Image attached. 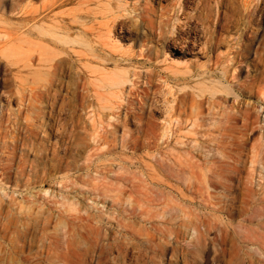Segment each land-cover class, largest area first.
I'll return each instance as SVG.
<instances>
[{
  "label": "rangeland",
  "instance_id": "rangeland-1",
  "mask_svg": "<svg viewBox=\"0 0 264 264\" xmlns=\"http://www.w3.org/2000/svg\"><path fill=\"white\" fill-rule=\"evenodd\" d=\"M216 2L0 0L8 264H264V0Z\"/></svg>",
  "mask_w": 264,
  "mask_h": 264
},
{
  "label": "bare ground",
  "instance_id": "bare-ground-1",
  "mask_svg": "<svg viewBox=\"0 0 264 264\" xmlns=\"http://www.w3.org/2000/svg\"><path fill=\"white\" fill-rule=\"evenodd\" d=\"M120 1H125V0H120ZM261 1V0H260ZM241 2V1H240ZM243 2H244V13L245 14H247V16L248 17H253L254 15H257L256 14V12H257V9H258V7H259V0H243ZM253 2H257V4L258 5H253L254 3ZM222 4V0H217V2H216V6H217V9H218V13L217 14H219V10H220V5ZM242 4V3H241ZM242 6V7H243ZM262 8H264V7H262ZM259 10V9H258ZM261 11V10H260ZM222 12V11H221ZM220 12V13H221ZM221 15L222 14H220V17L219 18H221ZM259 15H260V13H259ZM258 15V16H259ZM261 17L263 18L264 17V11L262 12V15H261ZM264 19V18H263ZM260 20V19H259ZM221 21V20H220ZM262 21V20H261ZM222 23V22H221ZM214 25V27L216 28L217 27V25H220L219 24V20H216V23H214L213 24ZM222 26V25H221ZM218 28V27H217ZM253 31V30H252ZM53 34V33H57L56 31H50L49 30V34ZM59 40H61V42L63 43V44H69V45H79V46H81V47H85V48H87V49H89L88 51L90 52V53H92L93 52V47L90 45V43H89V40H83V39H75V40H73V39H69V37H66V36H63V37H61V38H59ZM261 46V45H260ZM261 48V47H260ZM242 50H244V48L242 49ZM245 52H246V49H245ZM239 57H240V54H239ZM232 63V62H231ZM234 63V62H233ZM99 88L100 89H105V90H109L110 92H112V94L113 95H117L118 93H122V88L125 86V84H127L128 82H133L132 80H130V77L127 75V73H122V72H116L115 74H112V75H108V76H105V78H102V79H99ZM98 85V84H97ZM226 90H227V88H226ZM226 90H220L221 92H227ZM123 91H124V88H123ZM197 106V105H196ZM182 109V108H181ZM180 109V110H181ZM198 109V108H197ZM200 109V108H199ZM198 109V110H199ZM183 111V110H182ZM197 111V110H196ZM246 198V197H245ZM250 200H251V197H250ZM250 202V201H249ZM244 203V202H243ZM251 203V202H250ZM245 204V203H244ZM246 205V204H245ZM251 206V205H250ZM2 221V220H1ZM3 222V221H2ZM21 226H22V228H21V231H18V228L16 229L18 232H17V235H16V233H15V239L14 240H12L11 238H9V240H8V235H7V237H6V235H5V232H7V231H5V230H2L1 231V228H3V225L1 226V228H0V264H8L6 261H5V259H6V257H4V254L3 253H7V252H9V251H13L14 252V249L15 250H18L19 252L21 251L22 253H24V250H25V248H26V244H27V228H26V225H25V222H22L21 223ZM5 227L7 228V227H9V226H6L5 225ZM4 227V229H6ZM9 228H11V227H9ZM7 230H9L8 228H7ZM16 232V231H15ZM12 233V231L10 232V233H8V234H11ZM248 238V237H247ZM13 241V243H14V245H12L11 244V246H12V248L9 250V251H6V248H5V246H4V244L6 243V241H9V243L11 242L12 243V241ZM259 240V239H258ZM263 240V239H262ZM253 241V240H252ZM261 241V240H260ZM245 242V241H244ZM264 242V241H263ZM262 244V243H261ZM252 245V244H251ZM254 245V244H253ZM252 245V246H253ZM263 245V244H262ZM14 246V247H13ZM47 246H48V241H47ZM243 246V245H242ZM249 246H250V244H249ZM259 246H260V244H259ZM261 247V246H260ZM264 247V246H263ZM262 247V248H263ZM47 248V247H46ZM226 248V247H225ZM224 248V249H225ZM246 248H249V247H246ZM259 248V247H258ZM261 248V249H262ZM243 249V248H242ZM260 248L258 249V250H261ZM248 250H250V249H247L246 250V252L245 253H247V251ZM263 250V249H262ZM227 251V250H226ZM243 251H245V249H243ZM242 251V252H243ZM264 251V250H263ZM224 252V251H223ZM251 252V251H250ZM262 252V251H261ZM222 253V252H221ZM227 252H225V254H226ZM263 253V252H262ZM253 254V253H252ZM252 254H249V255H252ZM241 255H243V254H241ZM256 256V255H255ZM44 257L45 258H47V253L44 255ZM242 258H244L243 256H242ZM38 259V258H37ZM255 259H256V261L258 262V263H260L259 261H258V259H259V257L258 258H256L255 257ZM245 260V259H244ZM247 260H248V258H247ZM250 260V259H249ZM254 260V259H253ZM240 261H243V260H241V258H240ZM28 262H29V260H28ZM32 262V261H31ZM245 262H247V261H245ZM249 263V262H248ZM253 262L252 261H250V264H252ZM32 264H33V262H32ZM242 264V263H241ZM254 264H255V262H254ZM257 264V263H256Z\"/></svg>",
  "mask_w": 264,
  "mask_h": 264
}]
</instances>
